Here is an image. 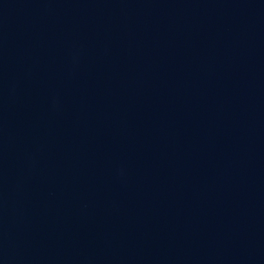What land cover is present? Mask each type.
<instances>
[{"label": "water", "instance_id": "95a60500", "mask_svg": "<svg viewBox=\"0 0 264 264\" xmlns=\"http://www.w3.org/2000/svg\"><path fill=\"white\" fill-rule=\"evenodd\" d=\"M0 264H264V0H0Z\"/></svg>", "mask_w": 264, "mask_h": 264}]
</instances>
